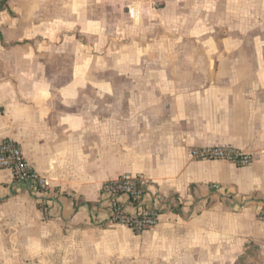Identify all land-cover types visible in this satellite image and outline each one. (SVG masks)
<instances>
[{"label":"crops","instance_id":"1","mask_svg":"<svg viewBox=\"0 0 264 264\" xmlns=\"http://www.w3.org/2000/svg\"><path fill=\"white\" fill-rule=\"evenodd\" d=\"M5 138L54 201L44 215L0 169V264H230L264 249V0H0ZM206 146L252 161L191 157ZM125 174L148 182L146 203L161 196L139 234L107 220L101 186Z\"/></svg>","mask_w":264,"mask_h":264},{"label":"built area","instance_id":"2","mask_svg":"<svg viewBox=\"0 0 264 264\" xmlns=\"http://www.w3.org/2000/svg\"><path fill=\"white\" fill-rule=\"evenodd\" d=\"M190 155L194 159H224L238 166L247 165L252 161L250 154L229 146L194 148ZM0 169L10 170L16 185L34 194L38 198L42 213H48L54 201L50 196L51 185L48 178L40 175L27 163L20 145L10 138L0 142ZM212 189L224 193L216 185H213ZM101 194L110 224L123 225L139 234L149 230L159 221L160 208L156 204L161 200V196L152 194L150 204L145 202L146 196L149 195L148 182L140 174H125L105 181L101 186ZM124 197L126 201H123ZM249 201V198L243 200L245 203ZM128 204L134 207L133 211L128 210ZM258 217L264 219V206L258 210Z\"/></svg>","mask_w":264,"mask_h":264},{"label":"rangeland","instance_id":"3","mask_svg":"<svg viewBox=\"0 0 264 264\" xmlns=\"http://www.w3.org/2000/svg\"><path fill=\"white\" fill-rule=\"evenodd\" d=\"M258 219L264 220L259 217ZM230 264H264V249L260 245L250 242L249 247Z\"/></svg>","mask_w":264,"mask_h":264}]
</instances>
